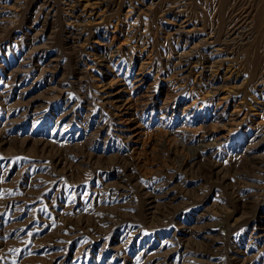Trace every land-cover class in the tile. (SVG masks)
I'll return each instance as SVG.
<instances>
[{
	"label": "rangeland",
	"instance_id": "obj_1",
	"mask_svg": "<svg viewBox=\"0 0 264 264\" xmlns=\"http://www.w3.org/2000/svg\"><path fill=\"white\" fill-rule=\"evenodd\" d=\"M1 1L0 79L25 31L45 43L47 68L0 104V264H264V86L242 52L202 45L216 0H183L205 8L179 38L184 16L163 0ZM207 51L212 66L198 61ZM100 124L98 139L84 134ZM125 231L136 237L119 255Z\"/></svg>",
	"mask_w": 264,
	"mask_h": 264
},
{
	"label": "bare ground",
	"instance_id": "obj_2",
	"mask_svg": "<svg viewBox=\"0 0 264 264\" xmlns=\"http://www.w3.org/2000/svg\"><path fill=\"white\" fill-rule=\"evenodd\" d=\"M111 2V0H109ZM121 1V0H120ZM129 3L131 0H128ZM144 1V0H142ZM147 1V0H146ZM160 0H157L156 2H153L151 0V3H157ZM193 1V0H191ZM213 1V0H212ZM215 1V0H214ZM0 2H2L0 0ZM46 2H48L46 0ZM109 2V4H110ZM162 2V0L160 1V3ZM168 3L167 7H165L164 5H166V3H161V9L163 10V12L167 11L169 13H172L173 19H177L179 18L181 15L184 16V21L182 22V24H177L174 22V24H177L176 30H174L175 32H178V38L180 36V33H182L184 30L183 28L186 27L185 22H187V25H190V23H195L193 22V20L195 19L196 15H197V8L195 7H186L187 4H185L183 2V0H174V1H166ZM186 2V0H185ZM196 2V0L194 1ZM199 2V1H198ZM204 1H202V3L200 4V6L202 7V11H203V4ZM206 2V1H205ZM108 4V2H106ZM116 2L114 1V4ZM119 3V2H118ZM150 3V2H149ZM159 3V2H158ZM159 3V4H160ZM187 3V2H186ZM213 3V2H210ZM209 3V4H210ZM117 4V3H116ZM197 2L196 5L197 6ZM5 5V3H4ZM13 5V4H12ZM42 5V4H41ZM113 5V4H112ZM145 5V4H144ZM185 5V7H184ZM208 5V4H206ZM7 6V4H6ZM117 6V5H115ZM130 6V4H129ZM152 5H148V7H151ZM163 6L165 8H163ZM51 7V6H50ZM55 7V6H54ZM53 7V8H54ZM119 7V6H118ZM145 7V6H144ZM159 8V6H157ZM201 7L199 8V10L201 9ZM41 8V7H40ZM45 8V7H44ZM49 8V6H48ZM140 8V7H139ZM187 8H189L190 10H188ZM208 8V9H207ZM26 9V8H25ZM24 9V10H25ZM154 9V8H153ZM197 9V10H196ZM207 10H205L206 14L205 16H207V19L209 18V21L213 22L211 25V22L209 23V27H211V30L208 32L209 34H211V36H209L208 38H201V42L202 45L206 44L208 46H215L217 45V48L215 47L214 50H218V51H222L224 48H228L232 53L233 51L235 52V54L237 52L242 54L237 57L240 59V63L241 65L244 64L245 70H247L248 74V78L250 80L254 81V84H260V86H264V0H216L215 3H213L211 5V7H206ZM37 10V9H36ZM40 10V9H39ZM42 10V9H41ZM147 10V8H146ZM160 10V11H162ZM188 10V11H187ZM33 11V10H32ZM149 11V10H148ZM201 11V12H202ZM46 12V10H45ZM156 12V11H155ZM200 12V11H199ZM198 12V13H199ZM200 12V14H201ZM23 13H26L25 11ZM22 13V16L24 15ZM32 13V12H31ZM39 13V12H38ZM49 13V12H48ZM51 13V12H50ZM54 13V12H53ZM159 13V12H158ZM47 14V13H46ZM65 14V13H64ZM167 14V13H166ZM33 15H34V11H33ZM32 15V16H33ZM38 15V14H37ZM203 15V14H202ZM25 16V15H24ZM43 16V15H42ZM75 16V15H74ZM126 16V15H125ZM162 16V15H161ZM160 16V17H161ZM201 16V15H200ZM27 17V16H26ZM39 17V16H38ZM6 18V17H5ZM75 18V17H74ZM165 18V17H164ZM183 18V17H182ZM204 18V17H203ZM206 18V17H205ZM39 19V18H38ZM167 19H169L167 17ZM167 19H165L167 21ZM172 19V18H170ZM136 20V18H135ZM162 20V19H161ZM164 20V19H163ZM183 20V19H182ZM182 20H178V21H182ZM197 20V19H196ZM201 20V19H200ZM199 20V21H200ZM75 21V20H74ZM172 21V20H170ZM197 21V22H199ZM22 22V21H21ZM53 22V21H52ZM147 22V21H146ZM168 22V21H167ZM34 23V21H33ZM45 23V22H44ZM145 23V22H144ZM184 23V25H183ZM19 24V23H18ZM42 24V23H41ZM48 24V23H47ZM132 24V23H131ZM173 24V23H172ZM206 24V23H205ZM22 25V24H21ZM183 25V26H182ZM207 25V24H206ZM19 26V25H18ZM35 26V25H34ZM196 25L193 24L192 27H190V29L188 28L187 32H190L191 30H195ZM201 26V25H200ZM31 27V26H30ZM146 27V26H145ZM195 27V28H194ZM207 27V26H206ZM208 27V28H209ZM20 28H22L20 26ZM203 28V27H202ZM201 28V29H202ZM207 28V29H208ZM12 29V28H11ZM75 29V28H74ZM148 29V28H147ZM164 29V28H163ZM175 29V28H174ZM196 29H200V28H196ZM21 30V29H19ZM39 30V29H37ZM71 30V29H70ZM73 31V30H72ZM167 31V30H166ZM186 31V30H185ZM33 32V31H32ZM35 32V31H34ZM168 32V31H167ZM172 32V31H171ZM204 32V30H203ZM207 32V31H205ZM204 32V34H205ZM54 33V32H53ZM145 33V32H144ZM170 33V32H169ZM173 33V32H172ZM191 33V32H190ZM198 33V32H197ZM51 33H49L50 35ZM81 34V33H80ZM78 34V35H80ZM168 34V33H166ZM171 34V33H170ZM169 34V35H170ZM186 34V33H185ZM193 34V33H192ZM201 34V33H200ZM203 34V33H202ZM208 34V35H209ZM9 35V34H8ZM38 33L31 35L29 31H25L21 34H17L15 35V40H14V44L13 46L15 47V49L17 50V52H22L21 55V59L18 66L14 65L9 67L7 70H4V76L2 77V84L3 88L0 90V104L2 103V105L8 107L9 106V97L10 95H12L14 93V91L16 90V88L18 86H20L24 79H25V75H30V73H35V71L37 70V68H39L40 73H42L43 71H45L44 69H46L47 67L44 66L42 64V59L43 57L46 56L47 54V50H46V45L45 43H40L39 39L37 37ZM45 35V34H43ZM52 35V34H51ZM70 35V34H69ZM72 35V34H71ZM77 35V36H78ZM187 35V34H186ZM190 35V34H189ZM171 37L173 35H170ZM176 36V35H175ZM73 37V36H72ZM195 37V36H194ZM4 38V37H3ZM7 38V36H6ZM41 38V36H40ZM43 38V37H42ZM76 38V37H75ZM144 38V37H143ZM168 38V35L167 37ZM13 39V38H12ZM146 39V38H145ZM170 39V38H168ZM176 39V38H175ZM211 39V40H210ZM75 40V39H74ZM73 40V41H74ZM178 40V39H177ZM13 41V40H10ZM72 41V40H71ZM1 42V41H0ZM186 42V41H184ZM198 41V43H201ZM76 43V42H75ZM174 43V42H173ZM180 43V42H179ZM217 43V44H216ZM74 44V43H73ZM73 44H71L73 46ZM195 44V43H193ZM187 45V44H186ZM196 45V44H195ZM64 46V45H63ZM191 46V45H190ZM200 46V45H199ZM222 46V47H221ZM237 46H239L237 48ZM174 47V46H173ZM49 49V48H48ZM55 49V48H54ZM190 49V48H189ZM211 49V48H210ZM183 50V49H182ZM198 50V49H197ZM206 50V49H204ZM208 50V49H207ZM225 50V49H224ZM227 50V49H226ZM212 51V50H211ZM211 51H207L202 53V55L198 58V61H201L202 59H206L207 62H210V65H214L216 62L215 61H219L217 59H213V56L211 55ZM76 52V51H75ZM112 52V51H111ZM178 52V51H177ZM182 52V51H180ZM184 52V51H183ZM203 52V51H201ZM215 52V51H212ZM226 52V51H224ZM74 53V52H73ZM187 53V52H186ZM185 53V55H186ZM78 54V53H77ZM198 55V54H197ZM234 58V55H232ZM237 56V55H235ZM96 57V56H95ZM224 57V56H223ZM228 57V56H226ZM91 58V57H90ZM111 58V57H110ZM175 58V57H174ZM184 58V57H182ZM189 58V56H188ZM225 58V57H224ZM232 58V57H231ZM50 59V58H49ZM191 59V58H190ZM189 59V60H190ZM220 59V58H219ZM53 60V59H52ZM84 60V59H83ZM173 60V59H172ZM183 60V59H182ZM236 60V59H235ZM104 61V60H103ZM181 59L178 60V62H180ZM221 61V60H220ZM232 61V60H230ZM229 61V62H230ZM49 62V61H47ZM175 62V60H174ZM186 62V61H185ZM188 62V61H187ZM196 62V61H195ZM234 62V61H233ZM18 63V60H17ZM191 63V62H189ZM199 63V62H198ZM238 63V62H237ZM85 64V62H84ZM173 64V61H172ZM184 64V63H183ZM188 64V63H187ZM193 64H197L194 63ZM222 64V63H221ZM236 64V63H235ZM46 65V64H45ZM177 65V64H176ZM180 66V64H178ZM191 65V64H190ZM218 65V64H217ZM220 65V64H219ZM218 65V66H219ZM90 66V65H89ZM173 66V65H172ZM188 66V65H187ZM195 66V65H194ZM193 66V67H194ZM199 66V65H198ZM217 66V67H218ZM236 66L238 67L239 64ZM64 67V66H63ZM81 67V66H80ZM177 67V66H176ZM175 67V68H176ZM181 67V66H180ZM210 67V66H209ZM216 67V66H214ZM213 67V68H214ZM187 68V67H186ZM185 68V69H186ZM196 68V67H195ZM194 68V69H195ZM53 69V68H52ZM51 69V70H52ZM193 69V68H192ZM191 69V70H192ZM202 69V68H200ZM199 69V70H200ZM234 69V68H233ZM232 69V70H233ZM239 69V67H238ZM50 70V72H51ZM196 70V69H195ZM203 70V69H202ZM210 70V69H209ZM212 70V69H211ZM79 71V70H78ZM81 71V70H80ZM234 71V70H233ZM38 72V71H37ZM52 72H54L52 70ZM193 72V71H192ZM191 72V73H192ZM216 72V71H215ZM91 73V72H89ZM202 73V72H201ZM85 74V73H84ZM195 74V73H194ZM207 74V73H206ZM205 74V75H206ZM211 74V73H209ZM214 74V73H212ZM219 74V73H218ZM41 75V74H40ZM38 74V76H40ZM83 75V74H82ZM93 75V74H92ZM201 75V74H200ZM242 75V74H241ZM31 76V75H30ZM84 76V75H83ZM202 76V75H201ZM200 76V77H201ZM211 76V75H210ZM35 77V76H34ZM78 77V76H77ZM208 77V76H207ZM216 76H214L215 78ZM243 77V76H242ZM212 78V77H211ZM245 76L244 79L242 81V84L246 83L245 81ZM35 79V78H34ZM197 79V77H196ZM206 79V78H205ZM213 80V79H211ZM203 81V80H201ZM208 81V80H207ZM239 80V82H241ZM252 81V82H253ZM200 81H197V83ZM84 83V82H83ZM208 83V82H207ZM213 83V82H212ZM82 84V83H81ZM201 84V83H200ZM209 84V83H208ZM207 84V87H208ZM211 84V83H210ZM209 84V85H210ZM247 84V83H246ZM75 85V84H74ZM180 85V84H179ZM178 85V86H179ZM199 85V84H198ZM206 84L202 83V86H204ZM252 85V84H251ZM212 86V84H211ZM248 86V85H246ZM253 86V85H252ZM183 87V86H182ZM245 87V86H244ZM255 87V85H254ZM23 88V87H22ZM184 88V87H183ZM206 88V86H205ZM248 88V87H247ZM252 88V87H251ZM256 88V87H255ZM264 88V87H263ZM262 88V91H263ZM179 89V88H178ZM177 89V90H178ZM193 89V88H192ZM190 89V90H192ZM197 89V88H196ZM199 89V88H198ZM197 89V91H198ZM201 89V88H200ZM199 89V90H200ZM217 89V88H216ZM215 89V90H216ZM249 89V88H248ZM184 90V89H183ZM206 90V89H205ZM211 90H213L211 88ZM23 91V90H22ZM185 91V90H184ZM196 91V90H195ZM194 91V92H195ZM202 91V90H201ZM209 91H210V86H209ZM207 91V92H209ZM245 91V90H244ZM259 91V90H258ZM18 92V91H17ZM200 92V91H199ZM213 92V91H212ZM243 92V91H242ZM63 93V92H62ZM65 93V92H64ZM190 93V91H189ZM197 93V92H196ZM203 93V92H201ZM214 93V92H213ZM245 93V92H244ZM52 94V93H51ZM54 94V93H53ZM58 94V93H57ZM61 94V93H60ZM192 94V92L190 93ZM189 94V95H190ZM208 94V93H207ZM255 95V94H254ZM58 96V95H57ZM191 96V95H190ZM202 96V95H201ZM32 97V96H31ZM48 97V96H47ZM55 97V96H54ZM195 99V98H193ZM192 100V99H190ZM248 100V99H247ZM258 100V99H257ZM48 103V102H47ZM52 103V102H51ZM55 103V102H54ZM264 103V101H263ZM201 104V103H200ZM28 105V104H27ZM49 105V104H48ZM193 105V104H192ZM196 105V104H194ZM209 105V104H208ZM91 106V104H90ZM217 106V105H216ZM234 106V105H233ZM236 106V105H235ZM264 106V105H263ZM15 107V106H14ZM13 107V108H14ZM33 107V106H32ZM52 107V106H51ZM219 107V105H218ZM225 107V106H224ZM223 107V108H224ZM15 108H21V107H15ZM14 108V109H15ZM38 108V107H37ZM36 108V109H37ZM46 108V107H45ZM8 109V108H7ZM22 109V108H21ZM35 109V108H34ZM31 110V109H30ZM1 111V110H0ZM15 111V110H14ZM19 111V110H18ZM67 111V110H66ZM23 115L26 113V111H22ZM56 113V112H55ZM61 113V112H60ZM16 114V113H15ZM36 115V114H35ZM39 115V114H38ZM58 115V114H57ZM229 115V114H228ZM19 115V119H20ZM26 116V115H25ZM60 116V115H59ZM63 116V115H62ZM99 116V115H98ZM230 116V115H229ZM14 117V116H13ZM56 117V116H55ZM61 117V116H60ZM235 117V116H234ZM35 118V117H34ZM57 118V117H56ZM102 118V117H101ZM104 118V117H103ZM229 118V117H228ZM24 119V118H23ZM60 119V118H59ZM106 119V118H105ZM7 120V119H6ZM12 121H14V119H12ZM55 121V119H54ZM57 121V120H56ZM102 121V120H101ZM11 122V121H10ZM16 122V121H15ZM60 122V121H59ZM104 122V121H102ZM101 122V123H102ZM264 122V121H263ZM12 123V122H11ZM110 123V122H109ZM218 123V122H217ZM56 124V122L54 123ZM65 124V123H62ZM13 125V124H12ZM60 125V124H59ZM101 126H99V128H96L95 130H91V128L89 127V129L84 128V134L89 135L88 137H90L91 135L93 136L94 140L98 139V137L100 136L102 129H103V124H100ZM262 125V124H261ZM259 125V126H261ZM64 126V125H63ZM66 126V124H65ZM96 126V125H95ZM105 126V124H104ZM256 126V125H255ZM258 126V127H259ZM57 127V126H56ZM60 127V126H59ZM85 127V126H84ZM8 128V127H7ZM55 128V127H54ZM64 128V127H63ZM83 128V127H82ZM250 128V125H249ZM57 130V129H56ZM91 131V132H90ZM112 132V130H111ZM253 133V132H252ZM17 135V134H16ZM59 135V134H58ZM253 135V134H252ZM86 137V136H85ZM104 137V136H103ZM255 137H259L258 141H262L264 139V130L262 129H257L255 131ZM106 138V137H105ZM254 138V137H253ZM50 139V138H49ZM248 139V138H247ZM255 139V138H254ZM89 140V139H88ZM91 140V138H90ZM101 140V139H100ZM217 140V139H216ZM2 141V140H1ZM61 141V140H60ZM85 141V140H84ZM93 141V140H92ZM199 141V140H198ZM256 141V140H255ZM86 142V141H85ZM212 142V141H211ZM210 142V143H211ZM215 142V141H214ZM213 142V143H214ZM249 142V141H248ZM91 143V141H90ZM216 143V142H215ZM218 143V142H217ZM212 144V143H211ZM250 144V143H249ZM256 144V143H255ZM86 145V143H85ZM88 145V144H87ZM208 145V144H207ZM210 145V144H209ZM213 145V144H212ZM216 146V145H215ZM219 146V145H218ZM88 147V146H87ZM92 147V146H91ZM90 147V148H91ZM95 147V146H94ZM93 152V151H92ZM262 152V151H261ZM238 153V152H237ZM88 154V153H87ZM57 157V156H56ZM65 157V156H64ZM222 157V156H221ZM83 158V157H82ZM88 159V158H87ZM61 161V160H60ZM88 162V161H87ZM59 163V162H58ZM119 164V163H118ZM7 168V167H6ZM30 169V168H29ZM40 170V169H39ZM246 170V169H245ZM127 173V172H126ZM54 175V174H53ZM26 180V179H25ZM24 180V181H25ZM3 181V180H2ZM101 183V182H100ZM97 184V183H96ZM257 184V183H256ZM258 185V184H257ZM27 186V185H26ZM78 187V186H77ZM253 191V190H252ZM77 193V192H76ZM235 193V192H234ZM161 194V193H160ZM153 198V197H152ZM252 198V197H251ZM250 198V199H251ZM214 199V198H213ZM245 199V198H244ZM153 200V199H152ZM248 200V199H247ZM65 201V200H64ZM231 204V203H230ZM249 204V203H248ZM74 209V208H73ZM214 210V209H213ZM231 214V213H230ZM8 215V214H7ZM179 221V220H178ZM9 222V221H8ZM122 227V226H121ZM134 228V227H133ZM48 230V229H47ZM128 230V229H127ZM143 231V230H142ZM126 232V231H125ZM64 233V232H63ZM76 233V232H75ZM144 233V232H143ZM99 234V233H98ZM103 234V233H102ZM101 234V235H102ZM122 234V233H121ZM154 234V233H153ZM121 236V235H120ZM256 236V235H255ZM136 237V232L134 231H127L126 233H123V235L119 238L118 240V244H114L112 245V248L118 252L122 247L128 245L130 242H133V240H135ZM101 238V236H95L94 238H89L85 241H83V246L82 249L85 250V253L87 256H90L91 254H93L94 252V248L96 245V242L99 241ZM139 238V237H138ZM157 238V237H156ZM171 239V237H170ZM60 241V240H59ZM107 241V240H106ZM87 243H89L87 245ZM99 243V242H98ZM166 243V242H165ZM170 244V243H169ZM102 247H100V252H102V250L104 249V247L106 246V243L103 242L102 243ZM172 245V244H171ZM111 246V245H110ZM264 247V246H263ZM109 248V247H108ZM122 250V249H121ZM120 250V251H121ZM162 250V249H161ZM164 250V249H163ZM66 251V250H65ZM123 252V251H121ZM143 252V251H142ZM80 253V250H79ZM145 253V252H144ZM113 254V253H112ZM119 254V252H118ZM85 255V254H84ZM114 255V254H113ZM120 255V254H119ZM152 255V254H151ZM165 255V254H164ZM183 255V254H182ZM163 256V255H162ZM231 256V255H230ZM248 256V255H247ZM4 257V256H3ZM17 257V256H16ZM141 257V256H140ZM156 257V256H155ZM177 257V256H176ZM112 258V257H111ZM175 260V259H174ZM230 260V259H229ZM79 261V260H77ZM249 261V260H248ZM250 263V262H249ZM245 264V263H244Z\"/></svg>",
	"mask_w": 264,
	"mask_h": 264
}]
</instances>
